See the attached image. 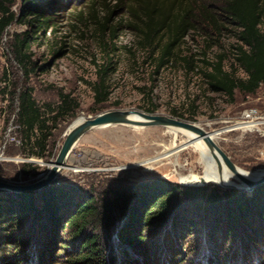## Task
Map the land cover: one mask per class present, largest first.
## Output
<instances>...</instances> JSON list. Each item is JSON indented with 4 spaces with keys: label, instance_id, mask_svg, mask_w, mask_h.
<instances>
[{
    "label": "trees",
    "instance_id": "1",
    "mask_svg": "<svg viewBox=\"0 0 264 264\" xmlns=\"http://www.w3.org/2000/svg\"><path fill=\"white\" fill-rule=\"evenodd\" d=\"M81 1H20V21L35 31L14 35L12 49L27 75L33 70L30 50L42 41L39 30L51 33L66 5ZM217 2L218 8H212L198 0H118V8L129 13L127 28L136 32L157 73L179 56L199 24L214 39L234 27L235 62L227 70L223 55L213 62L202 60L204 81L211 92L231 99L237 91L254 95L264 85V0ZM15 3L0 0L2 31L17 19L11 12ZM115 13L107 11L102 20L94 16L104 57L102 64H95L97 80L91 85L98 106L109 101L110 79L118 71L121 48L116 40L122 25H114ZM63 52L62 47L56 54ZM184 60L194 63L191 57ZM238 69L245 78L237 77ZM18 101V130L27 144H34L46 122L32 90L21 92ZM63 101L71 110L68 97ZM47 137L38 142L41 151L34 148L32 155L45 158ZM4 194L0 264H264V183L247 192L153 179L117 189L115 198L101 201L59 181L38 192Z\"/></svg>",
    "mask_w": 264,
    "mask_h": 264
},
{
    "label": "rangeland",
    "instance_id": "2",
    "mask_svg": "<svg viewBox=\"0 0 264 264\" xmlns=\"http://www.w3.org/2000/svg\"><path fill=\"white\" fill-rule=\"evenodd\" d=\"M15 1L11 12L17 14V19L3 31L0 28V183L32 184L48 172L46 164L56 159L67 133L79 118L113 110L171 117L196 124L210 135L221 132L215 142L235 166L248 172L264 169V134L233 130L245 110L264 111V85L254 95L237 91L231 99L211 92L203 77L204 59L213 62L223 55L227 70L235 62L234 27L214 39L199 24L200 29L186 39L179 56L157 73L154 60L141 50L136 32L127 28L131 17L119 10L118 0H96L93 8L92 0H83L66 5L51 33L44 35L39 30L42 41L30 50L33 70L27 75L15 62L12 41L16 34L35 30L21 23V0ZM198 1L203 6H219L217 0ZM110 10L116 12L114 25H122L116 40L121 53L116 56L118 71L110 79V99L98 106L91 85L97 80L95 64H102L104 57L95 18L102 20ZM62 47L64 52L57 55ZM190 57L193 64L184 60ZM44 66L45 70H40ZM237 77L245 78V73L238 69ZM26 89L32 90L47 126L44 132L41 129L36 132L34 144L26 143L17 125L18 97ZM65 96L71 102L69 111L63 101ZM153 106L157 108L155 112L150 111ZM44 134L48 136L45 158L32 155L34 148L41 151L38 142L44 139ZM186 141V136L175 135L166 126L95 128L79 139L70 155L69 168L62 170L55 181L83 189L98 201L111 199L115 190L139 181L162 179L191 187L180 178L192 173L203 175L204 166L193 148L180 151ZM157 158L160 160L151 166L145 164ZM4 192L14 191L0 189V207L7 205ZM2 249L1 242L0 260Z\"/></svg>",
    "mask_w": 264,
    "mask_h": 264
},
{
    "label": "water",
    "instance_id": "3",
    "mask_svg": "<svg viewBox=\"0 0 264 264\" xmlns=\"http://www.w3.org/2000/svg\"><path fill=\"white\" fill-rule=\"evenodd\" d=\"M135 117H139V119ZM117 125H129L139 128L166 126L185 129L197 134L207 144L217 166L218 181L214 182L216 185L225 189L233 188L241 191L251 192L257 186L264 183V174L248 172L235 166L231 162L230 158L225 154V152H223V150L217 145L212 135L196 124L136 110H113L101 113L94 117L86 118L85 121L74 126L67 133L65 142L63 143L56 159L46 164L48 167V172L40 175L38 180L28 185L0 183V189L10 190L16 193H24L29 191H39L50 186L57 179L59 173L62 172V170L69 168L68 161L70 155L75 145L83 135L95 128H107ZM225 169L231 170L239 176L248 178L250 182L244 183L239 180H235L237 182H223L221 176L223 175ZM207 184H209V182L204 181L197 185L203 186Z\"/></svg>",
    "mask_w": 264,
    "mask_h": 264
},
{
    "label": "bare ground",
    "instance_id": "4",
    "mask_svg": "<svg viewBox=\"0 0 264 264\" xmlns=\"http://www.w3.org/2000/svg\"><path fill=\"white\" fill-rule=\"evenodd\" d=\"M137 119H139V117H135ZM85 117H81L79 118V120H77L74 125L70 128V130L82 123L83 121H85ZM242 124H237L234 126L233 130H242L243 126H241ZM135 128H139V127H135ZM69 130V131H70ZM169 130L174 132L175 135L178 134H183L184 136H186V143L183 145V147H181V150H185L188 148H193L196 152H198V154H200V161L204 166V173L203 175H198L195 173L189 174L187 176H183L181 177V181L187 183V184H191V185H195V184H201L202 182H209V183H214L218 181V176H217V166L216 163L213 159V156L211 155L207 144L203 141V139H201L197 134H194L190 131H187L185 129H180V128H175V127H169ZM222 134L221 132H217L214 135H212L213 139L216 140L217 137H219V135ZM171 152V151H170ZM178 153V152H176ZM164 154V153H163ZM171 155V154H170ZM172 157V156H171ZM165 158V157H163ZM2 160V157L0 156V161ZM160 159H154V160H149L147 161L145 164L151 166V164H153L154 162H157ZM256 174H264V169L255 172ZM223 182H233L234 180H239L241 182H250V180L248 178L242 177L237 175L235 172L225 169L223 175L221 176Z\"/></svg>",
    "mask_w": 264,
    "mask_h": 264
},
{
    "label": "built area",
    "instance_id": "5",
    "mask_svg": "<svg viewBox=\"0 0 264 264\" xmlns=\"http://www.w3.org/2000/svg\"><path fill=\"white\" fill-rule=\"evenodd\" d=\"M242 124L243 131L259 132L264 134V111L258 108H250L242 113L240 121L237 124Z\"/></svg>",
    "mask_w": 264,
    "mask_h": 264
}]
</instances>
